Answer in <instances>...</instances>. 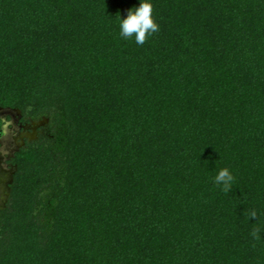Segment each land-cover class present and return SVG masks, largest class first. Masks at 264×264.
<instances>
[{"label":"trees","instance_id":"obj_1","mask_svg":"<svg viewBox=\"0 0 264 264\" xmlns=\"http://www.w3.org/2000/svg\"><path fill=\"white\" fill-rule=\"evenodd\" d=\"M151 3L140 45V0H0V108L48 118L0 264H264V0Z\"/></svg>","mask_w":264,"mask_h":264},{"label":"rangeland","instance_id":"obj_2","mask_svg":"<svg viewBox=\"0 0 264 264\" xmlns=\"http://www.w3.org/2000/svg\"><path fill=\"white\" fill-rule=\"evenodd\" d=\"M24 113L14 108H1L0 119V209L8 206L11 197L12 183L18 170L12 162L15 152L21 147L24 139L39 138L38 127L48 122V118L22 121ZM43 132L41 128V133Z\"/></svg>","mask_w":264,"mask_h":264},{"label":"clouds","instance_id":"obj_3","mask_svg":"<svg viewBox=\"0 0 264 264\" xmlns=\"http://www.w3.org/2000/svg\"><path fill=\"white\" fill-rule=\"evenodd\" d=\"M120 35L124 38L134 37L137 44H144L146 39L159 30V25L153 17V4L151 0H140L138 7L128 10L126 18L120 17ZM217 185L222 186L225 192L231 190L234 176L228 168L219 170L214 178ZM257 213L253 211L251 217H256ZM258 238V230L252 233Z\"/></svg>","mask_w":264,"mask_h":264},{"label":"flooded vegetation","instance_id":"obj_4","mask_svg":"<svg viewBox=\"0 0 264 264\" xmlns=\"http://www.w3.org/2000/svg\"><path fill=\"white\" fill-rule=\"evenodd\" d=\"M2 125V124H1ZM0 128H1V126H0Z\"/></svg>","mask_w":264,"mask_h":264},{"label":"water","instance_id":"obj_5","mask_svg":"<svg viewBox=\"0 0 264 264\" xmlns=\"http://www.w3.org/2000/svg\"><path fill=\"white\" fill-rule=\"evenodd\" d=\"M1 109V108H0Z\"/></svg>","mask_w":264,"mask_h":264}]
</instances>
